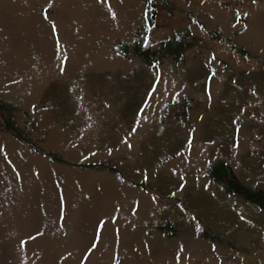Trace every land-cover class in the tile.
<instances>
[{"label": "rangeland", "instance_id": "obj_1", "mask_svg": "<svg viewBox=\"0 0 264 264\" xmlns=\"http://www.w3.org/2000/svg\"><path fill=\"white\" fill-rule=\"evenodd\" d=\"M25 1L27 77L6 64L5 53L18 47L23 9L17 0H0L8 3L0 16V225L20 210L29 212L34 231L21 238L28 261L10 256L6 244L5 262L264 264L260 4L217 23L178 0H140L133 36L113 48L140 59L125 72L111 68L109 38L87 34L59 0ZM103 11L92 5L93 15ZM205 35L228 43L246 65L223 57ZM209 49L215 70L194 62ZM221 163L227 175L215 173ZM68 172L77 176L78 197ZM101 172L142 188L147 198L107 200L85 184ZM96 206L103 210L93 212ZM80 217L95 218L91 229H79ZM70 240L77 251L60 244Z\"/></svg>", "mask_w": 264, "mask_h": 264}, {"label": "bare ground", "instance_id": "obj_2", "mask_svg": "<svg viewBox=\"0 0 264 264\" xmlns=\"http://www.w3.org/2000/svg\"><path fill=\"white\" fill-rule=\"evenodd\" d=\"M79 1H82L81 2L82 4ZM79 1L78 0H59L60 7L62 8V10L66 11V12H71L72 14H74L75 15V18L78 19V20L76 19L77 20V24H78V21L81 22V24L84 26V30L87 32V34L90 33L92 36L98 35V34L99 35L100 34L101 35L103 34V35H106L109 38V41H110V49L108 47H107V49H108V52L111 53L112 56H113L112 61H111L112 62L111 63V68L112 69L121 68L125 72L126 71H131V70L134 71L136 69V67L141 64L140 59H137V58L128 59V58L123 57L119 53H117V55H116L115 52H114V50H113V48H114V46L116 45V43L118 42V40L121 37H132L133 36V34L135 32L134 31L135 30V25L139 21V14H140V11H141V6H140L141 3H140V0H110V2L108 1L109 3H111L109 6H108V4H107V2L105 0H102V1L101 0H79ZM178 1L181 4L188 5L189 8H193V9L199 11L200 13H202L205 16H209V17H212L213 16L214 19H215V21L217 23H220L223 20H225V21L230 20L231 16L233 15V13H235L236 10H240V11H244V12H249V11H251V7L252 6H255L256 4H260L259 5V8H261V9L259 10V13L262 14V15L264 14V0H178ZM27 4H29V2H26L25 0H17V4H16L17 6L16 7L18 9H19V7H21V9H23L22 11L24 12V13L21 12L23 17L20 15L21 16L22 23L20 22V24H18V28H19V31H20L19 33H17L18 47H17L16 50L8 49V51L5 52L7 54H10L9 57H6L7 58V63L6 64H10V65L14 66V68L15 67H18V74L20 73V74H22L25 77H27L29 75V72L31 73V71H29V69H28L29 66H30V64H31V56H30V54H29V52L27 50L28 49L27 43H23V41L25 39V36L27 34L26 29L28 27L27 26L28 23H26V20L23 19L24 16H25V8L24 7ZM6 5H8L7 2L6 3L5 2H0V16L3 14L4 8H5ZM92 5H94L97 9L98 8L99 9H103L104 10L103 13L102 12L101 13L99 12V14L93 15V13H92ZM27 8H29V7H27ZM12 11H15V10H12ZM27 11H28V9L26 10V12ZM20 16H18V17H20ZM26 16H27L26 18H28V15H26ZM251 22H253V21H251ZM71 23H72V21H71ZM222 24H224V23H222ZM68 25H69V23H68ZM226 26H227V24H226ZM251 31H252L251 28L248 29V32H251ZM205 38H206V40L212 45V47L218 53H221L223 57H225L228 60H230L237 67L238 66H243V65L245 66L246 65L244 63L243 56L240 53H238V52H234V50H232L231 46L228 43H217V44H215L214 41H212V39H211L212 37H210L209 35H205ZM253 40H254V38H253ZM3 43H5V42H3ZM260 43L261 42H259V44ZM79 47H81V46H79ZM259 49H260V47H259ZM1 54H2V52H1ZM212 57L213 56H212L211 50L209 49V50H206L205 53H203L202 55H200L199 56V59L197 58L196 60H194V62H197V63H200V62L201 63L202 62L207 63V64L213 66V70H215L214 60H213ZM3 62H5V61L3 60ZM0 64H1V62H0ZM6 64H3V65H6ZM122 80H124V78ZM5 138H6V136H5ZM19 146H20V143L19 142L15 143V145H14L15 151H17V149H18ZM93 174H97V173L96 172H93ZM93 174H91V176H94ZM98 175L99 176H102V177H94L93 178V177L90 176V178L87 179V182H85V184L91 185V186L95 187L101 195L103 194L106 197L107 200H113V203L114 202H117V201L118 202H121V203H125V201L127 200L126 195L129 196L131 199L134 198V197H137V196L147 198V192H144V190L142 188L136 187V186L135 187H132V186H130L132 184H130L129 182H125V181L123 182V181H120L118 179L122 183L129 184V185H121L120 182L117 179L114 178L115 175L111 174L110 172H101ZM76 178H77V176H75V174L73 172H68V175H67V178L66 179H67V182L70 183V184H73V187H74L71 190L70 193L72 195L74 194L75 197L76 196L78 197V195L80 194V191L81 190L79 191L78 186H77V184L74 181V179H76ZM52 180H54V179L52 178ZM151 200H148V202H145V203L148 204V207H150V206L155 207L156 206V203H153V201H151ZM23 208H26V207H23ZM111 208H112L111 206L108 207L109 210ZM23 210L25 211V209H23ZM99 210H103V208L101 206H96V210L94 209L93 212L94 211H99ZM113 210L114 209L110 210V212L112 213ZM27 211H29V210H27ZM12 212H13L14 215L15 214L18 215V219H16L14 222H11V223L9 222L8 226L6 225L8 227V231H6V226L0 225V231H2V230L4 231L3 233H1V235H2L1 238L2 239L0 240V264H12V261H9L8 262V260H6L7 262H5V258L2 257V251L5 250L4 246L6 244L8 245V250L7 249L6 250L8 251V254H10V256H12L14 258L19 253H22L23 255H21V256L24 257V260L28 261V259L26 258L27 253H28V249L26 248L27 246L25 247L23 245V243H21V241H23V240H21V238L22 237L24 238V236L30 231L31 228L29 227L28 220L29 219H32V218H29L28 219L27 214L29 212L28 213L27 212H24V214L21 213L20 210L19 211L18 210H13ZM9 216H12V215H8V218H9ZM78 220L82 222V223L80 222L81 224H80L79 229H83V228L86 229L87 227H90V229H91V226L94 225L93 223H95V218L94 217H90V219H86V218H81L80 217V218H78ZM33 221L35 222L34 219H33ZM38 222H39V220H38ZM42 223H43V221H42ZM31 225H33V224H31ZM33 231L31 229V232H33ZM64 239H66V238H64ZM67 240H69V239H67ZM65 241H61L60 244L61 245L68 246L71 251H77L78 244L74 243V241H72V240H70L69 242H65ZM141 241H142V239H141ZM167 241H169V240H167ZM84 243H86V242H84ZM31 259L33 260V258H30V261H31ZM52 260H53V258H52ZM60 260H62V259H60ZM146 262H147V260H146ZM51 263H52V261H51ZM65 263H66V261H65ZM65 263H63V264H65ZM194 264H202V263L196 261Z\"/></svg>", "mask_w": 264, "mask_h": 264}, {"label": "trees", "instance_id": "obj_3", "mask_svg": "<svg viewBox=\"0 0 264 264\" xmlns=\"http://www.w3.org/2000/svg\"><path fill=\"white\" fill-rule=\"evenodd\" d=\"M142 54L145 55V51L144 50H141ZM227 171H229V167L227 164L225 163H221L219 164L216 168H215V173L218 174V175H227Z\"/></svg>", "mask_w": 264, "mask_h": 264}]
</instances>
